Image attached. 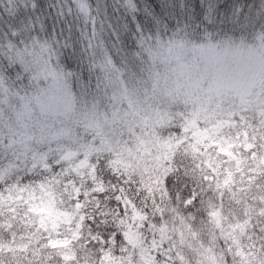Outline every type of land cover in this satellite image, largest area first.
<instances>
[{"label":"snow or ice","instance_id":"obj_1","mask_svg":"<svg viewBox=\"0 0 264 264\" xmlns=\"http://www.w3.org/2000/svg\"><path fill=\"white\" fill-rule=\"evenodd\" d=\"M0 264H264V0H0Z\"/></svg>","mask_w":264,"mask_h":264}]
</instances>
